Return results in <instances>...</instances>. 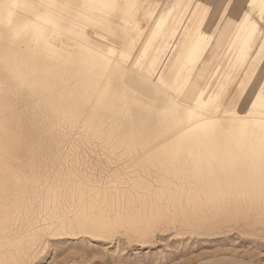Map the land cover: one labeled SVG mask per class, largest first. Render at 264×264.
I'll use <instances>...</instances> for the list:
<instances>
[{"label":"bare ground","instance_id":"1","mask_svg":"<svg viewBox=\"0 0 264 264\" xmlns=\"http://www.w3.org/2000/svg\"><path fill=\"white\" fill-rule=\"evenodd\" d=\"M81 1L0 0L15 34L0 32V206L15 213L0 264L36 263L56 235L264 232L261 23L247 11L210 32L198 1ZM248 2L264 21V0ZM21 3L36 17L13 18ZM226 41L233 63L212 90ZM247 58L240 109L225 92Z\"/></svg>","mask_w":264,"mask_h":264},{"label":"rangeland","instance_id":"2","mask_svg":"<svg viewBox=\"0 0 264 264\" xmlns=\"http://www.w3.org/2000/svg\"><path fill=\"white\" fill-rule=\"evenodd\" d=\"M72 1H74V3L86 5L81 0ZM156 1L159 2L158 8L162 7L164 3H166L165 5L173 6L176 2V0ZM185 1L191 5V8L194 7V2L198 1L199 6H197V8L206 9L204 27L210 32H214L217 27L222 28L225 22L230 20L231 16V22L236 23L237 19L239 20L247 11H250L251 16L253 18L256 17L255 19H257L264 28V21L259 18L257 9H252L250 4H248V0ZM23 6L24 5L21 3L13 8V18H16L18 12L21 13L22 11L25 16L30 18L36 17L33 11L26 10ZM61 9L62 8H59L60 11ZM40 10V8H37V11ZM69 10V18L77 14L75 9L69 8ZM5 12L6 10L0 11V32L4 37L14 38L15 34L13 35L11 32L14 26H12V24L5 26L7 22V14ZM3 16L5 17L3 18ZM68 17L64 19L65 24L68 22ZM1 18L4 19V21ZM93 29H91V31ZM25 33L22 34L24 36L21 35L19 39L23 45H28L29 37L33 36H31V33ZM119 34L122 35L121 32H119ZM230 34L233 33L230 32ZM230 34L228 42L232 37ZM48 35L49 34H45L44 37L52 39V37ZM70 35L73 36V34ZM144 35L145 34H143L142 37ZM27 36L28 39H26ZM40 42L39 47L44 44V42ZM228 42L226 41L225 45L220 47L211 65L210 71L213 72L215 70L216 72L211 79L212 90L217 87L218 81L221 80L220 78L223 76L224 71L232 66L234 51L227 50ZM7 44H12V41H8ZM7 44L0 43L1 46ZM261 45L262 44L255 49V55H258L259 62L264 64V49L261 51ZM250 60V58H247L244 64L240 62L236 65V70L233 72L234 79L227 84L228 86L225 92V94L227 93V97L231 95L230 98L227 99V105L231 101L230 106H237V108L242 106L240 109L245 107L242 101L239 105L236 100H240L239 95L242 93L243 88L247 90L254 78L255 69ZM241 82H243L242 90L240 86ZM1 91L2 90H0V92ZM37 159H44V161H46L47 156H37ZM34 172L38 171L35 169H26L25 175L30 176V174ZM108 179L109 178H106V180ZM2 192L3 191L0 190V194ZM3 202H5V199H0V203ZM19 210L21 209H17L18 212ZM4 211V208L0 206V223H11L13 221L11 218L15 217V213L13 212L14 214L11 216L8 215L7 217ZM34 264H264V232H250L241 228L227 227L221 233L200 234L187 232V230L180 232L176 228L159 226L141 239L121 231L108 233L105 236L81 237L77 239L56 235L50 237L46 248Z\"/></svg>","mask_w":264,"mask_h":264}]
</instances>
